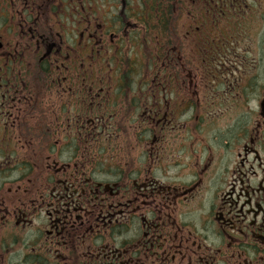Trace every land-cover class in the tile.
<instances>
[{
	"label": "flooded vegetation",
	"instance_id": "obj_1",
	"mask_svg": "<svg viewBox=\"0 0 264 264\" xmlns=\"http://www.w3.org/2000/svg\"><path fill=\"white\" fill-rule=\"evenodd\" d=\"M0 264H264V0H0Z\"/></svg>",
	"mask_w": 264,
	"mask_h": 264
}]
</instances>
